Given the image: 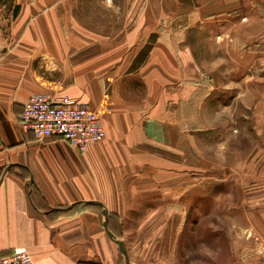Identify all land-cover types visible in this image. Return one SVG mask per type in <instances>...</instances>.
Listing matches in <instances>:
<instances>
[{
	"label": "crops",
	"instance_id": "1",
	"mask_svg": "<svg viewBox=\"0 0 264 264\" xmlns=\"http://www.w3.org/2000/svg\"><path fill=\"white\" fill-rule=\"evenodd\" d=\"M168 3L183 4L0 0V258L24 248L32 264H179V219L193 229L197 218L217 217V231L232 236L235 264L264 262V148L244 162L237 149L232 168L211 162L221 84L194 76L210 73L203 59L211 46L233 51L235 61L264 52L256 42L264 26L254 33L264 0H185L184 14L171 17ZM226 21L250 29L247 44L234 37L226 45ZM35 94L98 112L104 141L79 152L21 129Z\"/></svg>",
	"mask_w": 264,
	"mask_h": 264
},
{
	"label": "rangeland",
	"instance_id": "2",
	"mask_svg": "<svg viewBox=\"0 0 264 264\" xmlns=\"http://www.w3.org/2000/svg\"><path fill=\"white\" fill-rule=\"evenodd\" d=\"M182 2L183 4H177V6L173 3L171 4L174 6H171V4L168 3L170 6V9L167 10L169 17L172 15L184 14L186 3L185 0H182ZM244 20L245 17H242L241 21ZM258 22L254 33L258 30L257 32L260 34L261 30H263L262 27L264 25L262 24L264 21L259 20ZM222 26H224L223 34H227L226 45L232 44L233 42L230 41V39L234 37L238 40L241 39L243 45L247 44L244 39H242V35H249L250 29L238 30V28L234 27V24L228 21ZM215 28H217V26H215L214 29ZM188 33L197 39L198 36L200 37L202 30L192 29ZM199 39L201 40V38ZM256 42L258 43L257 45L264 50V41L262 38H259ZM195 48L198 49L197 56H199V61L201 62L200 41L195 42ZM261 48L259 49L261 50ZM230 53L234 52L226 51L219 55L217 52H213L211 46L207 54L208 56L203 59L205 63L208 62L210 73L203 75L195 73L194 76L197 78L209 77V83L212 86L221 84L220 89L222 90L223 98L221 99L224 102L219 104V109L221 112H224L221 113L223 118L220 116L221 118L219 120L216 116L218 114L214 113V115H211L210 160L216 163L224 161L232 168L234 166L233 158L238 155H234V151H237V149L241 151L237 158H240V160L244 162L245 160H250V157L253 156L250 154L251 152L253 153L256 147L264 148V52H261L262 54L259 53L260 56H258L257 59L253 58L252 60L251 58L247 61L246 59L235 61L233 57H230ZM251 60L256 62L257 65L256 68H254L255 70L249 71L246 67L253 65V63L249 62ZM200 62L199 64L201 65ZM218 68H220V73H217ZM241 85L243 86L242 89ZM217 97L218 90L215 89L213 90L212 98L216 99ZM236 100L238 102L235 105ZM216 113H218V109ZM239 113L241 117H243L242 119L239 118ZM235 118L239 119L236 121ZM237 171L239 172L240 170L237 169ZM229 173V177L236 175L233 174V170H229ZM179 220L180 222L176 229L178 233L174 235L175 238H179L180 242L177 251V256L180 261L179 264H235L230 249L233 243L232 236L217 231L221 223L224 225V219H219L217 217H209L208 219L197 218L198 226L197 228L195 226L193 229L188 225L191 221L189 218H181ZM152 225L154 226V223ZM205 226L209 228L208 231H205ZM203 229L204 231L201 234H195V232H201ZM144 236L147 241H152L154 234L146 233ZM200 236L204 237V239L201 240L202 238ZM169 238L170 235L166 234L164 242L168 243ZM200 245L206 246V252L203 257L197 255V248L200 247Z\"/></svg>",
	"mask_w": 264,
	"mask_h": 264
},
{
	"label": "built area",
	"instance_id": "3",
	"mask_svg": "<svg viewBox=\"0 0 264 264\" xmlns=\"http://www.w3.org/2000/svg\"><path fill=\"white\" fill-rule=\"evenodd\" d=\"M19 126L39 138H59L79 152L105 139L99 113L67 96H30L24 104ZM0 264H32V258L26 249L15 248L0 258Z\"/></svg>",
	"mask_w": 264,
	"mask_h": 264
},
{
	"label": "water",
	"instance_id": "4",
	"mask_svg": "<svg viewBox=\"0 0 264 264\" xmlns=\"http://www.w3.org/2000/svg\"><path fill=\"white\" fill-rule=\"evenodd\" d=\"M104 227H106V223H104ZM108 236L113 238V235H111L109 232H108ZM117 242V245H118V248H119V251L125 255V251H124V248H123V243L121 241H116Z\"/></svg>",
	"mask_w": 264,
	"mask_h": 264
}]
</instances>
